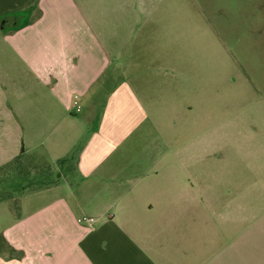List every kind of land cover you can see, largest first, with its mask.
I'll return each instance as SVG.
<instances>
[{"label": "crops", "instance_id": "0c3cea01", "mask_svg": "<svg viewBox=\"0 0 264 264\" xmlns=\"http://www.w3.org/2000/svg\"><path fill=\"white\" fill-rule=\"evenodd\" d=\"M17 13L29 17L1 35L0 61L18 72V141L45 155L28 165L18 153L0 235L23 255L0 264H264V206L248 221L247 201L214 188L207 168L148 148L155 125L133 82L117 80L120 29L98 0H0V19Z\"/></svg>", "mask_w": 264, "mask_h": 264}, {"label": "rangeland", "instance_id": "374dc122", "mask_svg": "<svg viewBox=\"0 0 264 264\" xmlns=\"http://www.w3.org/2000/svg\"><path fill=\"white\" fill-rule=\"evenodd\" d=\"M98 7L120 29L117 80H131L148 105L155 125L148 148L176 150L184 167L207 168L208 182L232 188L230 200H246L248 221L255 217L264 206V0H98ZM7 65L0 61V200L15 205L18 153L31 155L28 165L45 153L18 141L11 109L18 72Z\"/></svg>", "mask_w": 264, "mask_h": 264}, {"label": "trees", "instance_id": "16d2710c", "mask_svg": "<svg viewBox=\"0 0 264 264\" xmlns=\"http://www.w3.org/2000/svg\"><path fill=\"white\" fill-rule=\"evenodd\" d=\"M17 17L20 18V22L18 27L23 26V19H25L26 15L25 13H17ZM42 15V12L38 10L35 14V16L31 19L30 22H35L38 20ZM27 19V18H26ZM6 252L9 254L10 257L15 258H21L23 253L22 251H17L14 247H12L4 238V236L0 235V253Z\"/></svg>", "mask_w": 264, "mask_h": 264}, {"label": "built area", "instance_id": "2783aa9c", "mask_svg": "<svg viewBox=\"0 0 264 264\" xmlns=\"http://www.w3.org/2000/svg\"><path fill=\"white\" fill-rule=\"evenodd\" d=\"M73 105L77 112L81 111L82 106H81L80 97L78 95L74 96ZM80 221L82 224H85L89 227H93L97 223V220L95 218L88 216L81 217Z\"/></svg>", "mask_w": 264, "mask_h": 264}, {"label": "water", "instance_id": "95a60500", "mask_svg": "<svg viewBox=\"0 0 264 264\" xmlns=\"http://www.w3.org/2000/svg\"><path fill=\"white\" fill-rule=\"evenodd\" d=\"M19 17L15 15H8L0 19V30L8 28H14L18 25Z\"/></svg>", "mask_w": 264, "mask_h": 264}]
</instances>
